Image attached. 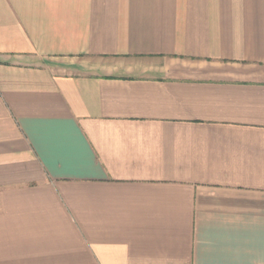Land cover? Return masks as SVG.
Listing matches in <instances>:
<instances>
[{
  "label": "crops",
  "instance_id": "obj_1",
  "mask_svg": "<svg viewBox=\"0 0 264 264\" xmlns=\"http://www.w3.org/2000/svg\"><path fill=\"white\" fill-rule=\"evenodd\" d=\"M0 264H264V0H0Z\"/></svg>",
  "mask_w": 264,
  "mask_h": 264
}]
</instances>
